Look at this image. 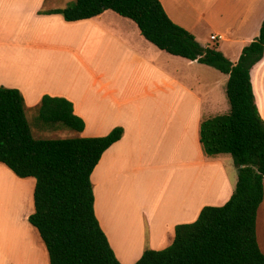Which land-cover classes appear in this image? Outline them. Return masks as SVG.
Segmentation results:
<instances>
[{
    "label": "crops",
    "instance_id": "obj_1",
    "mask_svg": "<svg viewBox=\"0 0 264 264\" xmlns=\"http://www.w3.org/2000/svg\"><path fill=\"white\" fill-rule=\"evenodd\" d=\"M72 1L0 0V86L18 89L26 109L39 106L46 94L68 99L84 121L77 136L123 128L91 182L95 215L116 258L134 264L146 248L171 245L177 225L194 222L204 206L223 205L236 187L231 155L205 154L199 133L203 119L229 112L228 75L157 48L134 21L112 10L77 21L47 13ZM160 2L174 23L233 63L264 21V0ZM250 78L264 120V55ZM35 182L0 163V186L19 188L20 215L27 221ZM28 224L33 250L27 263L49 264L38 231ZM256 237L264 253V196Z\"/></svg>",
    "mask_w": 264,
    "mask_h": 264
},
{
    "label": "trees",
    "instance_id": "obj_2",
    "mask_svg": "<svg viewBox=\"0 0 264 264\" xmlns=\"http://www.w3.org/2000/svg\"><path fill=\"white\" fill-rule=\"evenodd\" d=\"M106 10L134 21L157 48L228 75L230 110L203 119L199 133L205 154L231 155L236 187L223 205L204 206L194 222L177 225L171 245L146 248L134 264H264L256 237L257 211L264 196V120L250 78L252 67L264 55V21L258 36L233 63L216 46L203 47L174 23L160 0H76L47 13L77 21ZM37 118L49 129L67 127L79 133L84 128L72 102L64 97L44 95ZM122 135L123 128L115 127L102 137L34 138L23 95L0 86V163L18 177L36 181L28 222L38 231L49 264H121L96 218L91 174Z\"/></svg>",
    "mask_w": 264,
    "mask_h": 264
},
{
    "label": "rangeland",
    "instance_id": "obj_3",
    "mask_svg": "<svg viewBox=\"0 0 264 264\" xmlns=\"http://www.w3.org/2000/svg\"><path fill=\"white\" fill-rule=\"evenodd\" d=\"M74 2L75 0L72 1ZM26 116L34 138L77 136L67 127L62 128L61 131L47 130L48 128L43 126L37 118L38 106L26 109ZM19 193V188L15 185L10 189L0 186V264H28L33 250V244L27 231L28 221L22 219L20 215ZM42 247L46 253L43 243Z\"/></svg>",
    "mask_w": 264,
    "mask_h": 264
},
{
    "label": "built area",
    "instance_id": "obj_4",
    "mask_svg": "<svg viewBox=\"0 0 264 264\" xmlns=\"http://www.w3.org/2000/svg\"><path fill=\"white\" fill-rule=\"evenodd\" d=\"M219 38H221L220 35H212V36H211V40H217V39H219Z\"/></svg>",
    "mask_w": 264,
    "mask_h": 264
}]
</instances>
